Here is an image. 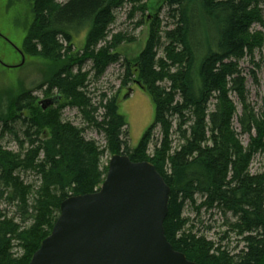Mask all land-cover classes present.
<instances>
[{
  "label": "trees",
  "instance_id": "obj_1",
  "mask_svg": "<svg viewBox=\"0 0 264 264\" xmlns=\"http://www.w3.org/2000/svg\"><path fill=\"white\" fill-rule=\"evenodd\" d=\"M142 1L68 0L55 5V0H36L37 17L26 45L60 65L39 89L46 88L48 99H62L43 110L38 98L24 91L10 99L9 111L0 105V201L6 199L16 208L12 216L0 208V264H30L51 235L61 204L100 190L109 170V164L101 165L107 153L111 158L122 155L134 163H151L164 178L170 187L165 235L190 262L264 264V172H251L255 157L264 153V112L256 113L249 104L247 80L240 69L242 60H253L255 52L264 48V0L166 2L174 28L159 34L161 22L156 21L139 58L122 63L123 87L137 83L155 106L153 124L132 148L127 121L119 111V95L110 98L103 93L96 106L88 86L92 74L97 82L121 61L117 49L132 40L125 34L107 40L114 12L127 2ZM83 31L87 32L85 48L74 54V35ZM87 61L92 69L83 72ZM253 77L256 81L254 72ZM233 95L242 106L239 116ZM66 107L78 109L90 126L104 133L105 148L87 140L84 128L63 121ZM236 118L241 134L249 137L247 147L234 127ZM158 128L162 139L149 154ZM8 133L22 149L25 141L29 143L27 153L2 147ZM29 171L41 176L39 192L22 179ZM33 191L36 197L30 204ZM188 205L198 220L203 210L230 214L235 219L228 224L230 232L241 238L243 248L233 253L223 246L228 232L219 243L195 232V223L184 216ZM28 222L32 225L26 227ZM14 241L24 251L21 258H14Z\"/></svg>",
  "mask_w": 264,
  "mask_h": 264
},
{
  "label": "rangeland",
  "instance_id": "obj_2",
  "mask_svg": "<svg viewBox=\"0 0 264 264\" xmlns=\"http://www.w3.org/2000/svg\"><path fill=\"white\" fill-rule=\"evenodd\" d=\"M67 1L55 0L54 4L61 5ZM167 1L143 0L142 3L138 4L127 2L114 12V22L110 27L107 40L111 41L113 36L119 34H125L132 40L123 43L117 49V53L121 56V61L111 65L104 76L97 82L92 80V74L88 86V92L91 98H93V104L96 106L99 104L101 100L100 96L103 93H107L110 98L119 95V111L127 121L129 130V138L127 137V141L129 142L130 140L129 145L132 148H136L139 145L145 133L153 124L155 119V106L151 97L137 83L133 82L127 87H123L125 70L122 67V63L124 59L134 63L139 58L145 49L149 34L152 31V26L156 21L161 22L159 34H165L174 28V21L168 16ZM35 7L36 0H0V105L3 111H9L10 99L18 98L24 91L32 92L38 98L37 104L48 99L49 96L46 97L45 95L46 88L39 89V87L60 66L40 55L39 49L35 54L32 48L26 45L30 29L37 17ZM139 7L144 8V11L138 10ZM262 8L264 9V5ZM255 29L256 31L263 32L260 26H255ZM86 40V31L74 35V54L83 51ZM18 50L24 51L25 53V63L23 66H21L23 59ZM159 56H164L163 49L159 50ZM92 66V62L87 61L83 66V72H89ZM240 69L247 80L246 88L249 104L256 113L264 112V48L255 52L253 60L250 57L242 60ZM77 70L78 68L74 72L77 73ZM253 72L256 75V81L254 80ZM127 95H129L128 99H126ZM232 97L237 105L239 116L242 114V106L236 96L233 95ZM26 114L28 115V113ZM102 114L103 109L97 114L99 120H101ZM62 116L64 122L71 123L80 129L84 128V137L87 140L96 141L102 148L106 147L104 133L90 126L78 109L66 107L62 112ZM234 127L240 134L239 139L243 146L247 147L250 142L249 137L241 134V128L237 122V118L235 119ZM17 129H21L19 124ZM19 137L23 141L26 140L22 134ZM161 139V130L158 128L154 132V140L151 143L149 154H153L155 146L160 143ZM173 140L174 146H178L179 141L177 135H174ZM25 142V146L22 149L19 142L8 133L1 145L6 150L15 154L20 152L25 154L30 148L29 143L27 141ZM110 159L111 157L107 153L102 158L101 165L106 166L109 164ZM251 172L253 174L264 172V153L258 154L255 157L251 165ZM40 177L34 171L22 174L24 182L28 185H33L35 192H39L42 186ZM34 191L30 197V204L34 202ZM198 201L199 203L201 202L200 197H198ZM0 208L6 210L9 216L16 213L15 206L9 204L6 199L0 201ZM184 216L190 218L195 223V232H198L199 235L206 236L207 240L219 243L220 238L228 232L227 239L222 242L223 246L233 253H237L243 248L244 244L241 243V238L230 232L228 224L229 222L235 221L230 214L225 216L218 209L210 212L203 210L201 219L198 220L196 211L188 205ZM31 223L28 222L25 226L29 227L32 225ZM12 253L14 254V258H21L24 255V251L18 247L17 241L13 242Z\"/></svg>",
  "mask_w": 264,
  "mask_h": 264
},
{
  "label": "water",
  "instance_id": "obj_3",
  "mask_svg": "<svg viewBox=\"0 0 264 264\" xmlns=\"http://www.w3.org/2000/svg\"><path fill=\"white\" fill-rule=\"evenodd\" d=\"M19 54L25 63V55ZM40 103L43 110L61 101ZM170 187L148 162L110 159L99 191L71 197L30 264H196L173 249L165 235Z\"/></svg>",
  "mask_w": 264,
  "mask_h": 264
}]
</instances>
